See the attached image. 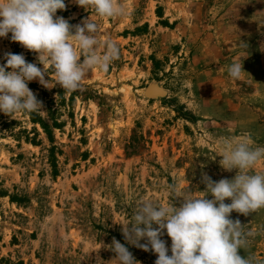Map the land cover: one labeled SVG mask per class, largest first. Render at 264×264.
<instances>
[{"label": "rangeland", "instance_id": "rangeland-1", "mask_svg": "<svg viewBox=\"0 0 264 264\" xmlns=\"http://www.w3.org/2000/svg\"><path fill=\"white\" fill-rule=\"evenodd\" d=\"M120 3L118 18L72 0L56 13L96 23L98 52L105 39L116 43L106 70L72 92L32 81L43 112L0 114V264H106L113 238L138 264H154L119 224L143 201L179 207L176 196L200 195L204 175L232 179L219 164L226 138L264 146V0ZM8 52L36 62L10 34L0 64ZM234 62L245 72L238 80L227 73ZM252 171L264 172V161ZM230 218L250 233L240 254L264 264V208Z\"/></svg>", "mask_w": 264, "mask_h": 264}, {"label": "clouds", "instance_id": "clouds-1", "mask_svg": "<svg viewBox=\"0 0 264 264\" xmlns=\"http://www.w3.org/2000/svg\"><path fill=\"white\" fill-rule=\"evenodd\" d=\"M72 2L91 7L100 18L126 14L120 0ZM65 9V0H0V39L10 34L12 43L36 55L35 63L27 62L23 54L3 55L0 114L43 112L42 102L28 87L30 82L36 81L44 89L59 86L76 91L93 69L106 70L119 57L120 50L111 39H105L103 52L96 50L98 25L89 18L70 25L56 16ZM227 73L233 80L245 74L241 62L230 64ZM219 157L224 171L235 170L232 179L213 181L204 175L201 194L176 196L182 198L179 207L172 201L165 205L150 200L139 203L130 218L119 224L125 243L150 251L156 256L154 264H253L252 258L240 254L250 233L230 214L247 216L264 208V172L252 171L264 161V146L253 147L249 137L226 138ZM226 200L230 203H224ZM162 235L169 238L170 247ZM106 247L113 253L106 264H138L128 247L115 238Z\"/></svg>", "mask_w": 264, "mask_h": 264}, {"label": "trees", "instance_id": "trees-1", "mask_svg": "<svg viewBox=\"0 0 264 264\" xmlns=\"http://www.w3.org/2000/svg\"><path fill=\"white\" fill-rule=\"evenodd\" d=\"M32 115H30V120H31V123L33 124H38L41 129L44 131V133L48 136L49 138V132H48V127L45 125V123L41 120V119H38L36 116L35 117H31ZM54 127L56 126L55 123L53 125Z\"/></svg>", "mask_w": 264, "mask_h": 264}]
</instances>
